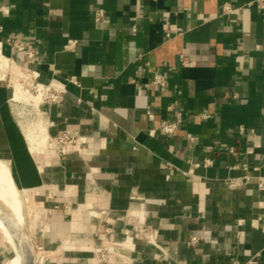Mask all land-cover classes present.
<instances>
[{"label":"crops","instance_id":"1","mask_svg":"<svg viewBox=\"0 0 264 264\" xmlns=\"http://www.w3.org/2000/svg\"><path fill=\"white\" fill-rule=\"evenodd\" d=\"M0 63V164L38 264H100L99 246L106 264H264L256 0H0ZM8 66L59 85L38 126L82 148L40 150L24 133ZM13 250L0 233V264Z\"/></svg>","mask_w":264,"mask_h":264},{"label":"rangeland","instance_id":"2","mask_svg":"<svg viewBox=\"0 0 264 264\" xmlns=\"http://www.w3.org/2000/svg\"><path fill=\"white\" fill-rule=\"evenodd\" d=\"M5 75L10 80V84L12 85V87L13 85L15 86L16 83H18L21 89L23 91L25 90L24 94L21 97L15 98L13 99V101H11L16 119L21 124L24 133L30 132L32 136L34 135L38 136L39 134L43 133L42 132L43 129L41 126H38L40 123L37 122V112H38L37 105L38 103H40L39 102L40 100L42 101L45 100L44 94L43 95L41 94L40 96L38 95V93H40L41 91L37 92V90L33 88L34 84L30 82L31 78L26 76V73L23 70L15 68L14 66H8L7 68H5ZM34 96H35V100L33 98ZM38 129H39V132H38ZM44 133H45L46 140L41 145L40 150L46 149V148L51 149V150L54 149V144L52 143V140L49 137H47L45 128H44ZM18 196L21 199L20 203H21V215H22V202H23L22 198L23 197L20 191L18 192ZM7 205L8 204L7 203L5 204V201L3 203V200L0 199V219L3 220L5 218L3 222L7 226L8 233L13 238L14 245L11 242L10 243L13 245L14 250H13L12 255L9 256V258H6V260L4 261V264H15L14 261L10 262L11 258H13L16 254L15 248L20 250V252L22 253L24 252L23 253L24 255L23 264L27 260L28 254H30L33 257L34 264H38L36 246H34L30 233L27 230L25 218H23V216L19 218L17 217V215H14L15 212L12 209H10L11 207L9 205H8L9 207ZM12 211L14 212V214ZM9 222H11V224ZM0 233L2 235L4 234V231H2L1 228H0ZM5 238L7 239L6 236Z\"/></svg>","mask_w":264,"mask_h":264},{"label":"built area","instance_id":"3","mask_svg":"<svg viewBox=\"0 0 264 264\" xmlns=\"http://www.w3.org/2000/svg\"><path fill=\"white\" fill-rule=\"evenodd\" d=\"M256 4L260 9H264V0H256ZM97 19L102 15V9L98 8L95 11ZM13 46L16 48L18 52L21 54L32 57V53L28 50L25 44L21 40H12ZM181 64H185L186 60L183 56H180ZM24 71V70H23ZM26 76L30 77V82L34 84V89L40 92V95L44 94V99L48 101H54L59 98L62 90L60 89L59 85L55 83H43L38 80L37 74H32L30 71H24ZM151 83L158 87L165 86V78L162 77L160 74L155 73L152 77ZM13 101V99L11 100ZM42 101V100H40ZM39 101V102H40ZM39 104V103H38ZM38 106V105H37ZM177 124L175 121H169L167 119H163L161 121L159 131L165 135H171L175 132ZM52 143L54 144V149L57 152H62L68 147H77L82 148L84 145L85 140L82 138H78L74 135L69 134L66 131H60L55 136L51 137ZM198 240L197 236H192L189 240L190 244L196 243ZM95 255L100 264H106L108 262V250L106 247H97L95 249Z\"/></svg>","mask_w":264,"mask_h":264},{"label":"bare ground","instance_id":"4","mask_svg":"<svg viewBox=\"0 0 264 264\" xmlns=\"http://www.w3.org/2000/svg\"><path fill=\"white\" fill-rule=\"evenodd\" d=\"M2 65V63H0ZM3 67V66H2ZM7 70V69H6ZM21 75V74H20ZM19 75V76H20ZM14 86V85H13ZM25 91V90H24ZM24 91L21 89L20 85L18 83L15 84L14 86V96L15 98L21 97L24 94ZM38 95L40 96V93H38ZM35 100V96L33 97ZM37 98V97H36ZM37 126V125H36ZM38 128V127H37ZM41 129V128H40ZM37 130V129H36ZM39 132V129H38ZM34 135V134H33ZM32 137V135H30ZM27 137V136H26ZM28 138V137H27ZM37 138V137H36ZM39 138V142L40 143H44L45 142V137L43 136V134H39L38 135ZM35 140V139H34ZM38 140H36L37 142ZM35 142V143H36ZM39 142H37L36 144H38ZM34 143V142H33ZM32 141L31 144L33 145ZM39 143V144H40ZM42 145V144H41ZM33 147V146H32ZM39 147V146H38ZM41 148V146H40ZM43 148V147H42ZM13 181H11L10 175H9V171L7 170V168L4 167L3 164H0V199L3 200V203L5 201V204L7 203L14 212V215H17V217L21 218V199L18 196V192L16 187L14 186V184L12 183ZM7 205V206H8ZM8 206V207H9ZM6 216V215H5ZM16 217V216H15ZM16 217V218H17ZM18 218V219H19ZM5 220V218L3 219ZM2 219H0V228L2 229V231H4V235L7 237V239L9 240V242H11L14 245V241L12 236L8 233L7 231V226L6 224L3 222ZM20 220V219H19ZM7 222V221H6ZM11 224V222H9ZM27 249V248H26ZM16 254L13 258H11V261H14L15 264H23V253L20 252V250L16 249ZM9 261V260H8ZM24 264H34V259L33 257L28 254L27 256V260L25 261Z\"/></svg>","mask_w":264,"mask_h":264}]
</instances>
